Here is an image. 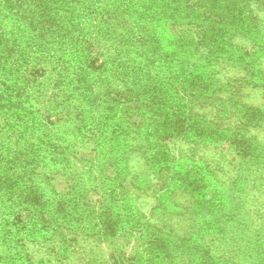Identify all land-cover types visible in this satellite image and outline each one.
<instances>
[{
    "label": "rangeland",
    "instance_id": "1",
    "mask_svg": "<svg viewBox=\"0 0 264 264\" xmlns=\"http://www.w3.org/2000/svg\"><path fill=\"white\" fill-rule=\"evenodd\" d=\"M0 264H264V0H0Z\"/></svg>",
    "mask_w": 264,
    "mask_h": 264
}]
</instances>
